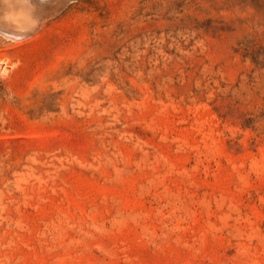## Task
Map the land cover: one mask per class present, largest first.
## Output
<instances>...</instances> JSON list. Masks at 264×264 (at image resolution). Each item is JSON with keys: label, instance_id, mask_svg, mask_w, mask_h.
<instances>
[{"label": "rangeland", "instance_id": "rangeland-1", "mask_svg": "<svg viewBox=\"0 0 264 264\" xmlns=\"http://www.w3.org/2000/svg\"><path fill=\"white\" fill-rule=\"evenodd\" d=\"M0 264H264V0H0Z\"/></svg>", "mask_w": 264, "mask_h": 264}]
</instances>
